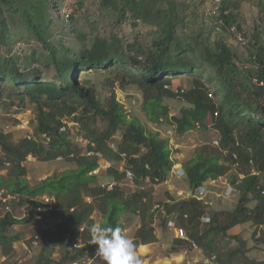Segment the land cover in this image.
<instances>
[{"label":"trees","instance_id":"1","mask_svg":"<svg viewBox=\"0 0 264 264\" xmlns=\"http://www.w3.org/2000/svg\"><path fill=\"white\" fill-rule=\"evenodd\" d=\"M251 1L264 12V0ZM101 3L117 11L118 25L129 22L133 27L139 23L150 26L157 34L151 46L146 48L138 38L130 41L118 33L109 37L97 34L91 44L86 45L83 42L86 35L72 26L70 31L77 33L81 42L79 50L59 49L51 43L48 31L50 19L46 10L52 9V0H0V109L12 118L28 105H33L36 112L32 139L22 137L15 143L0 129L1 164H10L8 175L11 177L7 181L0 177V191L16 196L6 204L0 201V205H27L31 206L32 213L18 219L11 212L0 211L1 254L11 257L14 244L21 239L20 233L11 235L8 229L33 221L34 213L59 220L54 230L41 231L40 264L97 260V246L92 244L86 227L95 223L92 217L95 210L99 211L102 224L122 229V216L140 214L141 226L133 239L136 246L156 241L151 222L146 220L151 206L149 193L142 190L125 197L119 187L125 173L113 167L106 171L116 183L111 190L96 185L98 178L91 175L98 167V157L94 154H101L109 161L123 160L125 169L134 176V184L145 178L152 184L163 182L174 163L167 140L161 139L158 132L148 130L138 117L127 119L113 92L118 83L121 88L138 86L147 120L159 124L164 118L175 127L177 134L194 129L196 124L204 125L209 117L212 119V126L220 136L217 147L204 145L183 165L191 189L226 175L234 165L244 176L240 181L230 178L234 189L240 192L237 207L233 211L215 212L203 231L200 219L205 215V206L194 197L174 204H159L165 216L161 217V228L167 225L168 217L179 212L177 216L181 218V225L187 227L189 238L217 264H264L250 260L246 256L245 241L229 234L235 227L247 225L254 227L255 242H264V182L247 170L252 165L264 174V46L256 39L257 49L250 53L247 63L240 65L235 52L221 36L210 42L202 34L185 38L177 35L178 27L184 26V15L168 0H123L122 5L118 0ZM163 3L167 6L163 7ZM240 3V0H220V35L230 32L232 26L241 30L235 25L236 18L231 11ZM12 16H19L32 38L48 54L35 50L22 58L12 55L10 50L1 51L10 42L8 19ZM68 18L75 20L73 16ZM185 73L190 86L186 91L175 93L173 76ZM205 73L206 81H202ZM92 74L105 76L104 85L112 92L110 99L101 98L95 85L83 80ZM178 98L187 106L170 118L164 100ZM68 118H72L94 144L90 143L87 148L94 156H81L61 131L66 126L63 120ZM13 121L18 123L15 118ZM98 121L103 124L101 129L95 127ZM120 130L122 139L114 151L108 143ZM42 135L48 140L42 139ZM28 156L44 162L64 158L75 162L77 168L30 187L23 179L26 168L22 165ZM43 194L54 197L52 210L35 200ZM86 198L91 201H85ZM252 202H255L253 207ZM39 207L42 211H38ZM257 233L259 236L255 239ZM217 235H221L223 243L231 238L239 244L219 255ZM172 246L169 252L173 254L190 244L174 239ZM56 252L58 261L52 259Z\"/></svg>","mask_w":264,"mask_h":264},{"label":"rangeland","instance_id":"2","mask_svg":"<svg viewBox=\"0 0 264 264\" xmlns=\"http://www.w3.org/2000/svg\"><path fill=\"white\" fill-rule=\"evenodd\" d=\"M103 0H52V9L46 10L49 14L50 23L48 24V31L51 34V43L61 49V47L79 50L81 42L79 41L77 33L70 31L72 26L78 28V31L84 33L86 38L83 40L84 44L90 45L95 35L100 34L109 37L113 33H118L124 36L127 40L133 41L138 38L139 43L144 47H150L153 40L157 37L150 26L139 23L133 27L129 22L118 25V13L113 8L103 5ZM120 1V4L123 0ZM213 0H206L203 3L195 0H168L173 5L176 11L184 15V26H179L177 35L185 38L195 34H202L204 39H209L210 42L215 37H223L233 52L236 54L237 63L245 64L249 61L251 52L257 49L256 39L264 46V12L256 6L254 1L240 0L241 3L232 7V13L236 18L235 25H239L241 30L239 32L243 35L245 42H238L234 35L230 32L220 35L221 32L217 30L219 23V10H215L212 4ZM122 5V4H121ZM57 6V7H56ZM163 7L167 4L163 3ZM69 16L75 18L74 21L69 20ZM10 27V42L8 47H2L1 51L10 50L12 55L19 57H27L33 51H38L42 54H48L46 50L42 49L40 43L35 41L30 31L23 24L19 16H12L8 19ZM78 32V33H79ZM83 74V73H79ZM188 74H178L174 77L172 83V90L175 93L183 92L190 86ZM207 73L202 75V81H206ZM83 80L90 81L95 85L101 98L110 99L112 94L109 88L105 87V76L92 74L83 78ZM116 100L122 105L127 114V119L138 117L142 125L147 126V129L153 132H158L161 139L167 140L170 148V159L174 161L173 166L163 182L152 184L151 181L141 179L139 183H131V181L119 180V187L127 197L134 192H141L146 190L151 198V206L149 209V216L146 220L151 222L154 229L156 241L148 245H137L136 251L142 260V264H217L214 258L206 257L204 251L199 247L182 248L177 253H170L175 239L174 232L171 226L168 225L170 220H175V224L180 225V219L177 215L179 212H174V216L168 217L167 225L163 228L160 226L161 217L164 216L161 210H156L155 205L160 204H174L181 202L188 197H196L197 200L203 202L205 206V217H211L217 211H233L237 207L240 197V192L234 189L230 183V178L234 177L237 181L242 178L237 170V167L231 166L229 172L219 177L214 181L206 182L201 188L191 190L185 175H182V169L185 162L193 158L194 153L200 150L204 145H212L217 147L219 141V134L212 126V119L209 117L204 125L196 124V127L183 134H177L175 127L167 122L164 118L160 119L159 124L151 123L147 120L145 113L142 111L143 95L141 89L136 85H127L121 88L120 84L116 83L113 88ZM164 104L169 109V117L178 115L182 107L187 106L181 99H165ZM18 123L14 122L11 115L7 111L0 109V129L11 136L12 141L17 143L22 137L30 135L33 137V130L36 122V112L33 105L28 107L13 116ZM67 122L64 130L67 139L70 143L77 147L79 154L85 157H98V167L91 175H96L98 181L96 185H111L114 184V179L106 173L108 167H113L122 172L124 161H109L101 154H88L87 148L90 139L87 138L85 131H81L76 122L72 118L63 120ZM102 123L97 122L95 127L102 128ZM42 138V137H41ZM122 139V131L120 130L109 141L108 145L114 151H117L116 144ZM144 151V150H143ZM142 151V152H143ZM125 158V156H124ZM3 153L0 150V177L6 181L11 180L8 175L9 163L4 162ZM26 168V175L23 177L30 187L37 186L40 182L46 180L51 176H58L66 171L76 170L77 164L75 162L67 161L64 158H58L53 161L44 162L35 157L28 156L26 162L22 164ZM125 168V167H124ZM247 170L250 173L255 171L254 166L250 165ZM261 181L264 182V174H259ZM95 185V183H94ZM108 185V186H109ZM107 186V189L109 188ZM4 191V190H2ZM49 196V195H48ZM195 198V199H196ZM87 202H90L86 198ZM255 202L250 203L253 207ZM1 212H11L18 219L30 216L31 206L17 204L0 205ZM35 214V219L29 223L14 225L8 229V234H21L20 241L14 244V254L6 258L1 254L0 249V264H40L41 257V231L45 229L54 230L58 219L46 217L44 215ZM95 223H101V216L99 211L95 210L92 214ZM162 218V219H163ZM120 223L123 225V230L126 235L134 239L136 231L141 226V216L138 213H129L122 216ZM183 226V225H181ZM184 228H187L183 226ZM206 225L201 224V231L205 229ZM264 228V227H263ZM254 227L237 226L232 229L229 234L231 236L237 235L239 239L245 241L246 249H248L247 257L250 260L257 262H264V242L256 243L253 238ZM212 236V235H210ZM259 236L256 234L255 239ZM217 252L219 255L229 251V249L236 248L238 242L229 239L224 242L221 240V235L216 236ZM224 237V236H223ZM77 242L79 237H77ZM79 244V243H78ZM52 259L58 261L59 253L53 254ZM75 264H103V261L88 259L83 262Z\"/></svg>","mask_w":264,"mask_h":264},{"label":"clouds","instance_id":"3","mask_svg":"<svg viewBox=\"0 0 264 264\" xmlns=\"http://www.w3.org/2000/svg\"><path fill=\"white\" fill-rule=\"evenodd\" d=\"M122 168L124 170H127L124 167H122ZM182 172H183L182 175H185L184 170H182ZM257 172H259V171H257ZM121 173H125V172L122 171ZM259 174H260V172H259ZM257 176H259V175H257ZM240 177L242 179L244 178L243 175H241ZM133 179H134V176H133ZM124 180H127L126 173H125ZM131 183H133V180L131 181ZM115 184L116 183L111 184V188H108V189H107V186L109 184L106 186H102V185H100V186L105 187L107 190H111ZM199 188H201V187H199ZM194 198H196V197H194ZM87 199L90 200V198H87ZM156 210H158V209H156ZM172 216H174L175 219H177V217L175 215H172ZM164 218H165V216H164ZM206 218H208L209 220L205 221ZM175 222H177V221L170 220L168 222V225L171 226V228L173 226H181V223H179L180 225H177V224H175ZM200 222H201V224L206 225L210 222V217L203 216V217H201ZM86 227L88 228V231L90 233L92 244L97 246L95 256H98L103 261V264H142V260L138 256L137 251H136V247H137L136 243L134 242V240L132 238H130L128 235H126L124 233V230L121 227H118V226L113 227L110 224H101V223H93L90 226H86ZM181 227L185 230L186 235H187L186 228H184L183 226H181ZM81 230H82V228L80 229V231ZM187 237H188L189 241H185V240H182V241L189 243L190 247H198L194 243V241H192L189 238L188 235H187ZM175 239H177V238H175ZM179 240H181V239H179Z\"/></svg>","mask_w":264,"mask_h":264},{"label":"built area","instance_id":"4","mask_svg":"<svg viewBox=\"0 0 264 264\" xmlns=\"http://www.w3.org/2000/svg\"><path fill=\"white\" fill-rule=\"evenodd\" d=\"M195 1L200 2V1H203V0H195ZM212 4H213V8H214L215 10H219V7H220V0H213V1H212ZM217 30H218L219 32L221 31V29H220L219 27H217ZM230 33H232V34L234 35L235 39H236L238 42H240V43H244V42H245V39H244L243 35H242V34L236 29L235 26H232V27L230 28ZM65 120H66V119H65ZM64 124H65L66 126L68 125L67 122H65ZM77 125H78V124H77ZM66 126H63V127L61 128V131H64L65 128H66ZM26 138H27V139H32L33 137L30 136V135H28V136H26ZM42 139L48 140V139L46 138L45 135H42ZM90 143H91V141H89V144H90ZM91 146H94V144L91 143ZM88 154H93V153L88 152ZM109 168H112V167H108V169H109ZM122 171H124V172L126 173V178H127L128 180H130V181L133 180V175H132V173H131L130 171H128V170H124L123 168H122ZM253 174H254V175H259V172H257V171L255 170V171L253 172ZM145 180L148 181V182L150 181L149 178H146ZM109 188H111V185L109 186ZM263 194H264V191H263ZM14 199H16V196L11 195V194H7L5 191H2V190L0 191V201H1L2 203L6 204L8 201H10V200H14ZM197 199H198V198H197ZM35 200H36L37 202H39V203L45 205L47 210H52L53 207H54V205H55V199H54V197H52V196H48L47 194L39 195V196H37V197L35 198ZM198 200H199V199H198ZM155 208H156V209H159V208H160L159 204L155 205ZM42 209H43V208L39 207V208H38V211H42ZM208 220H209L208 218L205 219V221H208ZM172 230H173V232H174V236H175V238H177V239H181V240H185V241H189V239H188V237H187V235H186L185 230H184L181 226H173V227H172ZM194 246H195V245H194Z\"/></svg>","mask_w":264,"mask_h":264},{"label":"water","instance_id":"5","mask_svg":"<svg viewBox=\"0 0 264 264\" xmlns=\"http://www.w3.org/2000/svg\"><path fill=\"white\" fill-rule=\"evenodd\" d=\"M191 190H193V189H191Z\"/></svg>","mask_w":264,"mask_h":264}]
</instances>
